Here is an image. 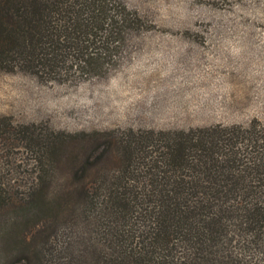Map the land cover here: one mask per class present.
I'll return each instance as SVG.
<instances>
[{"label":"trees","instance_id":"1","mask_svg":"<svg viewBox=\"0 0 264 264\" xmlns=\"http://www.w3.org/2000/svg\"><path fill=\"white\" fill-rule=\"evenodd\" d=\"M143 22L124 0H0V69L98 74ZM100 134L56 136L27 191L0 181V264H264V125Z\"/></svg>","mask_w":264,"mask_h":264},{"label":"rangeland","instance_id":"2","mask_svg":"<svg viewBox=\"0 0 264 264\" xmlns=\"http://www.w3.org/2000/svg\"><path fill=\"white\" fill-rule=\"evenodd\" d=\"M124 1L143 26L104 54L100 73L0 69V181L9 189L37 181L56 136L264 125V0Z\"/></svg>","mask_w":264,"mask_h":264}]
</instances>
